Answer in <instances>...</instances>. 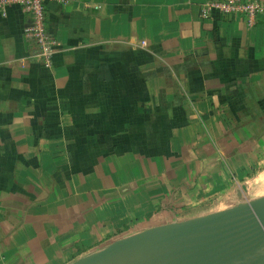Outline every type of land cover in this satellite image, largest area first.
I'll list each match as a JSON object with an SVG mask.
<instances>
[{"label":"crops","instance_id":"1","mask_svg":"<svg viewBox=\"0 0 264 264\" xmlns=\"http://www.w3.org/2000/svg\"><path fill=\"white\" fill-rule=\"evenodd\" d=\"M207 1L48 0L50 66L0 11V264H69L264 179V13Z\"/></svg>","mask_w":264,"mask_h":264},{"label":"water","instance_id":"2","mask_svg":"<svg viewBox=\"0 0 264 264\" xmlns=\"http://www.w3.org/2000/svg\"><path fill=\"white\" fill-rule=\"evenodd\" d=\"M236 192L228 208L143 229L69 264H264V195Z\"/></svg>","mask_w":264,"mask_h":264},{"label":"built area","instance_id":"3","mask_svg":"<svg viewBox=\"0 0 264 264\" xmlns=\"http://www.w3.org/2000/svg\"><path fill=\"white\" fill-rule=\"evenodd\" d=\"M46 1L48 0H0V11L6 13L8 5L17 4L26 12L30 21L24 28V36L37 47L36 55L40 57L45 66L51 65V56L55 51L56 42L46 30ZM64 4L69 0H53ZM222 14H241L248 27L255 24L259 15L264 13V2L261 0H214L207 1L200 8V16L205 18L212 11Z\"/></svg>","mask_w":264,"mask_h":264},{"label":"rangeland","instance_id":"4","mask_svg":"<svg viewBox=\"0 0 264 264\" xmlns=\"http://www.w3.org/2000/svg\"><path fill=\"white\" fill-rule=\"evenodd\" d=\"M251 180H252L251 183L248 184V186H246V187H248V191L251 193L250 195L253 196V197H258V196L264 195V183H261L264 180L263 177H262V174L261 175L260 174L259 175L256 174L255 177H253ZM241 186H242L241 184L238 185V187L240 189H241ZM242 191L244 192V190H242ZM127 233L128 232L124 233L123 235H127ZM132 234H134V233H132ZM129 235H131V234H128V236ZM117 239H120V238H117ZM113 241H115V239L112 240L111 242H113ZM111 242H109L108 244H110ZM96 250H98V249H96Z\"/></svg>","mask_w":264,"mask_h":264}]
</instances>
